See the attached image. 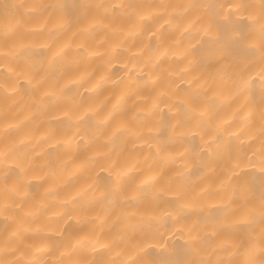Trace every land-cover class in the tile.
I'll return each instance as SVG.
<instances>
[{
    "label": "bare ground",
    "instance_id": "obj_1",
    "mask_svg": "<svg viewBox=\"0 0 264 264\" xmlns=\"http://www.w3.org/2000/svg\"><path fill=\"white\" fill-rule=\"evenodd\" d=\"M0 264H264V0H0Z\"/></svg>",
    "mask_w": 264,
    "mask_h": 264
}]
</instances>
